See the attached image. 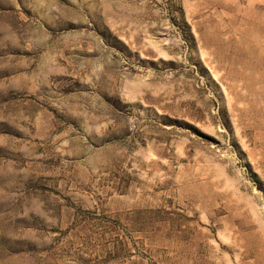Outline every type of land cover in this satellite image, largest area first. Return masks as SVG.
Segmentation results:
<instances>
[{
	"label": "rangeland",
	"instance_id": "obj_1",
	"mask_svg": "<svg viewBox=\"0 0 264 264\" xmlns=\"http://www.w3.org/2000/svg\"><path fill=\"white\" fill-rule=\"evenodd\" d=\"M0 264H264V0H0Z\"/></svg>",
	"mask_w": 264,
	"mask_h": 264
}]
</instances>
